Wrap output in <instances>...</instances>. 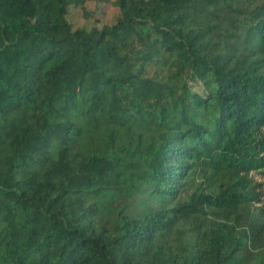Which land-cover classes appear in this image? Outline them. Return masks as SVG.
<instances>
[{"label":"trees","instance_id":"obj_1","mask_svg":"<svg viewBox=\"0 0 264 264\" xmlns=\"http://www.w3.org/2000/svg\"><path fill=\"white\" fill-rule=\"evenodd\" d=\"M0 0V264H264V0Z\"/></svg>","mask_w":264,"mask_h":264},{"label":"rangeland","instance_id":"obj_2","mask_svg":"<svg viewBox=\"0 0 264 264\" xmlns=\"http://www.w3.org/2000/svg\"><path fill=\"white\" fill-rule=\"evenodd\" d=\"M116 0H88L84 8L71 7L69 18L75 28L112 25L119 16Z\"/></svg>","mask_w":264,"mask_h":264},{"label":"built area","instance_id":"obj_3","mask_svg":"<svg viewBox=\"0 0 264 264\" xmlns=\"http://www.w3.org/2000/svg\"><path fill=\"white\" fill-rule=\"evenodd\" d=\"M251 176L253 177V179L259 183L261 185V192H262V196H261V203L260 205L264 206V174L259 173V172H253L251 174Z\"/></svg>","mask_w":264,"mask_h":264}]
</instances>
